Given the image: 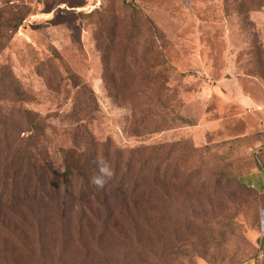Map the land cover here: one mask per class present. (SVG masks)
<instances>
[{"label":"rangeland","instance_id":"374dc122","mask_svg":"<svg viewBox=\"0 0 264 264\" xmlns=\"http://www.w3.org/2000/svg\"><path fill=\"white\" fill-rule=\"evenodd\" d=\"M0 16V264H264V190L245 178L264 170L247 126L264 119V0H0ZM68 151L85 176L66 184ZM93 157L114 172L102 189Z\"/></svg>","mask_w":264,"mask_h":264},{"label":"trees","instance_id":"16d2710c","mask_svg":"<svg viewBox=\"0 0 264 264\" xmlns=\"http://www.w3.org/2000/svg\"><path fill=\"white\" fill-rule=\"evenodd\" d=\"M126 6H127V14L126 16L124 17V21H129V20H136L137 23H146L149 24L151 30H156V27L154 26V24L152 23L151 19L144 15L142 13V11L136 6V5H133L132 3H126ZM4 24V21L2 20L1 16H0V34L3 32V25ZM6 26L10 27L11 26V30L12 31H17L19 29V27L21 26L22 24V19L19 20L17 23H15L13 25V23H5ZM156 36L153 38V42L156 41V38L158 36V32L155 33ZM140 36V35H139ZM139 36H136L139 37ZM155 40V41H154ZM98 42L105 47V41H103L102 39H99L98 38ZM106 58V57H105ZM107 60V59H106ZM105 60V75H104V81L105 83L107 84V86L111 87L112 90H114V93L116 94V96L119 98L120 97V92L118 91V86L115 84V79H114V74L113 72L109 69L108 67V62ZM146 75V74H144ZM180 76L182 75H177V76H174L172 79H170L169 81H166L164 85L162 86H159L158 87V90L156 91L157 94H160L159 92H162V91H165V90H170L171 86L173 85L174 88H177V83L180 82ZM144 82H147L149 83V81H151L150 77L149 76H144V78L142 79ZM111 91V90H110ZM112 92V91H111ZM140 98H143V100L145 101L144 103H149L151 101V98L148 97L146 95V91H144L142 93V95L138 96ZM157 103H164L161 101V98L160 96L158 95L157 97ZM148 101V102H147ZM152 102V101H151ZM150 102V103H151ZM165 106H167V104L164 103ZM25 113V117L28 121V124H30L32 126V129L33 131L35 132H38L42 129V122L39 118V116L37 114H35L34 112L30 111V110H25L24 111ZM143 120L145 121V118H143ZM176 121H181L183 122L186 126H195L196 123L194 120L192 119H189V118H186V117H181L179 115H174L173 118L171 119L170 122H176ZM165 124V123H164ZM162 125V123H161ZM163 126H160L159 125V129L161 130ZM231 141H226L220 145H217L216 147H221V146H225L227 145L228 143H230ZM177 145V144H175ZM166 147V145H160V146H157V147H153V148H150L152 151L156 152V153H160V151L162 149H164ZM195 150H197V148H193ZM203 151H205L207 154L210 153L212 151V146H204L201 148ZM140 151V150H139ZM199 151V150H197ZM81 155H76V153H74L73 151H68L65 153V159H64V163H65V171H64V174L66 175V178H65V183L68 184L70 183L71 180L75 179L76 177H84V173H83V169H82V166H78L75 164V157H80ZM95 157L93 158H90L89 159V163H88V169L86 172H88L91 177L95 174V161H94ZM151 159V158H150ZM149 158H147L146 160H144L140 166L138 167V172L140 173L138 178L140 177V180H142L141 178H143L142 180V183L145 181L146 179V174H145V168L147 166V162L150 160ZM161 159V158H160ZM137 165H133L131 162L128 164V167L130 168V172L131 170H133V168H137L136 167ZM255 168H258V166L255 164L254 166ZM144 173V175H143ZM248 174V173H247ZM142 175V177H141ZM216 175H218L220 178L218 180L219 183H222L226 186V189H228V187L230 188L231 186L234 185V183L236 182L233 178H228V173L224 172L223 170L219 171L216 173ZM246 174L242 175V176H245ZM188 180V179H187ZM112 182H114V180L110 181L109 184H111ZM238 183V182H237ZM141 184V183H140ZM225 188V187H224ZM138 188H135V190H130L129 189H124V187L121 189L123 191V193H131V194H135L136 191H137Z\"/></svg>","mask_w":264,"mask_h":264},{"label":"crops","instance_id":"0c3cea01","mask_svg":"<svg viewBox=\"0 0 264 264\" xmlns=\"http://www.w3.org/2000/svg\"><path fill=\"white\" fill-rule=\"evenodd\" d=\"M237 99L239 100L242 108L247 110V108H250L251 106L248 105V100L244 98L243 96H237ZM242 116V115H241ZM248 128L252 129L251 134H257L259 137L264 136V119L256 122L255 124L248 125ZM257 143H261V139L258 140ZM262 144V143H261ZM264 150V146L262 148ZM246 181L253 187L256 188L259 191L264 190V170L257 171L253 174H250L245 177Z\"/></svg>","mask_w":264,"mask_h":264},{"label":"clouds","instance_id":"9594fccd","mask_svg":"<svg viewBox=\"0 0 264 264\" xmlns=\"http://www.w3.org/2000/svg\"><path fill=\"white\" fill-rule=\"evenodd\" d=\"M96 172L91 178V184L97 189H102L114 175L111 165L102 157L95 161Z\"/></svg>","mask_w":264,"mask_h":264}]
</instances>
